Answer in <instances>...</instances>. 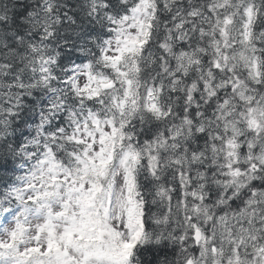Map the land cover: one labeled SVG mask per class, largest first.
I'll return each instance as SVG.
<instances>
[{"label":"snow or ice","instance_id":"obj_1","mask_svg":"<svg viewBox=\"0 0 264 264\" xmlns=\"http://www.w3.org/2000/svg\"><path fill=\"white\" fill-rule=\"evenodd\" d=\"M0 264H264V0H0Z\"/></svg>","mask_w":264,"mask_h":264}]
</instances>
